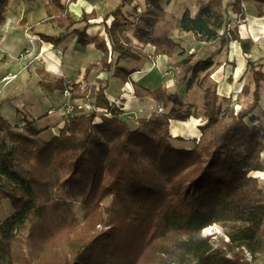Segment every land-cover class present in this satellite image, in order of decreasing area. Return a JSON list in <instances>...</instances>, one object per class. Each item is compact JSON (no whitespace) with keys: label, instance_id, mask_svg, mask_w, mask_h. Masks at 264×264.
<instances>
[{"label":"trees","instance_id":"trees-1","mask_svg":"<svg viewBox=\"0 0 264 264\" xmlns=\"http://www.w3.org/2000/svg\"><path fill=\"white\" fill-rule=\"evenodd\" d=\"M133 1L121 0L105 15V36L88 32L98 26L96 11L77 18L61 0H49L45 12L57 28L72 29L77 44H93L102 54L86 75L107 72L131 83L135 97L170 104L168 111L130 119L109 98L107 81L83 90L74 83L71 100L90 106L74 104L48 140L34 121L25 119L20 132L0 113V138L10 141L0 140V207L9 201L13 209L0 220V264H264V182L254 175L264 172V125L256 116L264 72L250 61L254 42L240 28L247 16L243 4L262 18L264 0H198L195 14L187 9L171 20L163 0H148L143 11L125 10ZM9 2L0 0V27ZM66 33L39 36L60 46ZM234 43L247 57L254 89L252 101L225 122L216 86L204 83ZM174 53V92L155 70L143 82L132 80L142 63ZM39 76L40 87L63 94V79L47 71ZM181 86L204 91L207 122L189 148L174 147L184 139L171 133V121L186 122L196 110ZM248 91L245 85L241 93ZM215 224L225 229L227 242L202 236Z\"/></svg>","mask_w":264,"mask_h":264},{"label":"crops","instance_id":"crops-1","mask_svg":"<svg viewBox=\"0 0 264 264\" xmlns=\"http://www.w3.org/2000/svg\"><path fill=\"white\" fill-rule=\"evenodd\" d=\"M74 1L75 2H73L70 6L71 8L69 7V11L80 18L84 13L83 9H86L88 14L92 13L94 10H96V4L100 5L106 0H82L86 2L91 8L88 9L87 6L80 5L79 15L74 12L72 6L75 3L78 4L81 0ZM48 2L49 0H10L9 5L5 10V22L0 27V113L10 123H21L22 121H24V119L34 121V126L38 130H44L42 136L46 135V140L50 139L54 135L59 134L60 129L65 123L66 116H63L64 110H55V107L52 104L53 100L57 98L56 92H49L39 86L40 76L37 70L47 71L48 73L53 72L51 73L52 75L50 74L52 77L63 79L65 83L75 78L74 72H69L72 73L73 76L69 73H66L65 75V72H63L62 70L64 53H62V51H59L58 48L60 46H53L49 43H45L39 36L42 33L57 36L65 32V29L57 28L55 24L49 21V18L47 17V14L45 12V5ZM195 12L193 14H195ZM252 12L253 11H251V13ZM254 14L255 12L252 13L251 17L257 19V17L253 16ZM258 19L262 20L264 19V17ZM97 28L98 26L92 27L88 31L89 34H98L99 31ZM49 30H55V32L53 31L50 34ZM252 31L251 36L248 35L247 37L250 36V38H252L255 43H264V40H262L264 39V34H262L264 33V31L260 27V25H258V27H255ZM73 35L75 36V34ZM74 43L77 45L76 41ZM61 47L65 48L64 45ZM27 49L30 50L31 55L27 56L26 59H20L21 53ZM37 56L40 57V61L35 60ZM251 58L253 59V57ZM154 59L158 63L159 61H163L164 59L166 60L167 58L166 56H162L160 58L156 57ZM154 59L152 61H154ZM45 61L47 62L46 66H48L49 69H47V67H44V64L46 63ZM148 64L153 65V63H147L144 65V67L137 68L140 70L132 74L131 78L133 81L143 82L148 76H150V73L153 72L154 69ZM236 70L234 69L233 73L232 70H227L226 72L225 69L224 71L225 77L223 74V78L221 79V86L225 83L230 86L229 92H226L225 86L223 87L224 91L222 90V92L224 96H229V94H231L235 90V82L236 80L238 81L240 79L235 77ZM58 73H60L61 75H59ZM103 74L105 73L102 72L100 75L103 76ZM230 76L233 77V82H225V80ZM4 77L11 78L7 85L2 82V79ZM107 80L110 82L108 91L112 89V91L114 92L113 94L116 95L114 96L115 98H111L108 92V96L112 101H117L118 104L123 106L128 113L136 114L137 112L139 113L142 111L140 109L144 108V101H146V98L135 97L134 89L131 83H125L121 79L111 78L110 76L107 77ZM145 82V85L149 84L147 81ZM117 84H119V86L115 88ZM239 87L241 88V85ZM240 90L241 89H239V91ZM68 102L69 101L67 99L63 98V100L58 104L66 106ZM73 103L83 105L87 102L74 100ZM147 106H149V108H155V105H150L149 103ZM53 110L57 113L48 115V112ZM196 113L197 114L194 119H198L197 117L200 116L198 111H196ZM136 115V117H138V114ZM197 121V123L193 122L189 126H187L186 130L185 127L181 125L185 123L171 121V129L176 132L177 135L179 133V136H181L183 139L187 138L185 135H188V133H192L194 137H199L200 131L198 129V126L202 125L204 120L201 117L200 120ZM172 135L173 137L177 136L174 134ZM182 143L187 142L184 141ZM263 160L262 162L264 165ZM254 175L263 176L261 177L263 178V180H261L264 181V172L255 173Z\"/></svg>","mask_w":264,"mask_h":264},{"label":"rangeland","instance_id":"rangeland-1","mask_svg":"<svg viewBox=\"0 0 264 264\" xmlns=\"http://www.w3.org/2000/svg\"><path fill=\"white\" fill-rule=\"evenodd\" d=\"M61 1H62V3L66 4L68 6V9L72 5V3L75 2L74 0H71L70 4H68L67 0H61ZM120 1L121 0H106L105 2H102L100 5H97V4L95 5L96 10H94V11L97 12L98 18L96 20H94L93 22L98 24L97 29L99 31V33H98L99 36H105L104 27L100 23L103 21V18L105 17V15H107L108 13H110L111 11H113L117 7V5L120 3ZM197 1L198 0H163L162 3H163L165 10L167 12V14H166L167 19L171 20L174 17L182 16V14L188 8L192 11V13H194L197 10ZM225 1H228V0H225ZM243 5L246 9L247 16H246V19L244 21L240 22V26H241L240 28H241L242 35L243 36H248V35L251 36V33L253 32L252 30H254L255 27H258V25H260V27L264 31V28H263L264 26L261 23V20L258 19L259 17L257 16V13L253 8L254 6L248 2H245ZM133 7H136L138 9V11H143L146 9V7H148V0H134L131 5H129L125 8V10H132ZM251 11H253L252 13L255 12V14L253 16L257 17V19H254V17H251L252 16ZM83 12H87V10L83 9ZM74 16L77 17L76 15H74ZM111 21H112V18H109L108 23L110 24ZM49 31H50V34L53 31L55 32V30H53V31L49 30ZM68 32L69 33H67V34H68L69 38L67 37L65 42L62 43L65 46V48L61 47V46H63L62 44L58 48L59 51H62V53H64L63 65H62L63 72H65V75H66V73H69L71 71L74 72V74H75V78L71 81L66 82V83H69V82L80 83V86H81L80 89L83 90L87 86L98 87L101 84V82H103V83L107 82L108 81L107 77H109V73L104 72L105 74H103V76H101L100 74L102 72H100V69L93 70L89 75H86V73H87L86 68L89 65V63H91L95 60H100L102 57V54L95 49L93 44H89L88 47H83V46H80L79 44H77L78 45L77 46L74 43L76 41V36L73 35L74 34L73 31L69 30ZM64 33H66V29H65ZM128 34L131 36L132 33L128 32ZM262 34H264V33H262ZM253 42H254V48H253L251 55L249 57L251 58L252 54L255 51L261 52L262 56L260 58L254 59V60L251 58L250 61H252L255 65H261L262 71L264 72V43H262V42L255 43V41H253ZM154 49H155L154 47H150V46L147 47L148 51H154ZM25 51L26 50H24L21 53L20 59H24L28 55H31V53H25ZM174 56H175V58H174ZM157 58H160V57H157ZM166 58H167L166 60L164 59L165 61L164 60L159 61L158 63L156 62L155 59H154V61L142 63L141 67H144V65L147 63H153V65H151V64H148V65L152 66V68L155 71H157V74H159L160 76L163 77V79L165 81V86L169 89V91L174 92L177 89L176 84L179 81V78H176V65H175L179 61V58H177V53H174V55L169 56V57L166 56ZM241 60H242V64H240ZM36 61H39V60H36ZM46 65H47V62L44 64V67H47V69H49L48 66H46ZM239 67H241V75L238 77L240 79L238 81L236 80V82H235V90L231 94H229V96H224L223 92L221 91V79L223 78V74L225 77V73H224L225 69H226V72H227V70H229V71L232 70V73H233L234 69L236 70ZM37 72L39 74L40 70H37ZM51 73H53V72H49V74H51ZM58 74L61 75L60 73H58ZM69 74H71L73 76L72 73H69ZM98 76H100V77H98ZM71 78H68V79H71ZM226 81L233 82V77L230 76L229 78H227L225 80V82ZM2 82H3V80H2ZM204 85L216 86L218 94L221 97L222 111H221L220 117L225 122L231 121L232 116H234L237 112H239L243 107H245L248 103H250L252 101V92L254 89V83L252 81L250 72L248 70L247 57H245L242 54L238 44L234 43L232 45V48L230 50L229 55L226 53V51H224L220 56L217 57L216 64L214 66V70L211 73V75L209 76V78L207 79V81L204 83ZM240 85H241V88L239 87ZM245 85L249 89L248 93H246V94L241 93L242 89ZM118 86H119V84H117L115 86V88H117ZM239 89H241V90L239 91ZM108 92H109L111 98H115L114 96H116V95L113 94L114 92L112 91V89L109 90ZM179 92L182 94L184 101L188 105L195 106L194 108H196V110L194 112V109H193L192 112L194 113V116L191 117L188 121H186V122L177 121V122L185 123V124H181V125L183 127H185V130H186L187 126H189L193 122L197 123L198 122L197 120H200V118L202 117L204 120L202 125H204L207 122V119L204 116V108H203L204 91H203V89H200L199 87H195V86L192 89H186L185 86H181L179 88ZM56 95H57V98L55 100H53V102H52V104L55 107V110H60V111L65 110V105L58 104V103H60L63 100V98L64 99H66V98L63 96V94L61 92H58V91L56 92ZM141 98H146V101H144L145 102L144 108L140 109L142 111L139 113L138 112L136 113V114H138V117H137L138 119H151L153 116L165 114V112L168 111V108L170 106V104H168L166 106L160 105L157 101H155L151 97H141ZM71 103L74 105L72 100H71ZM148 103L150 105L151 104L155 105V108L154 109L149 108V106H147ZM56 104H58V105H56ZM86 104H88V105H84V104L82 105L81 104V107L82 106H86V107L90 106V104L88 102ZM261 108H262L261 110L256 111V116H258L261 119V122L263 123L262 125H264V84H263L262 89H261ZM196 111H198L200 114V116L197 117L198 119H194L196 114H197ZM55 113H57V112L53 110V113L49 114V112H48V115H53ZM129 114H134V113H129ZM136 114H134V115H136ZM63 116H66L65 111L63 113ZM9 118H11V117H9ZM172 122H170V125ZM247 122H248V124L252 125V123L249 119H247ZM10 124L12 127L17 128L18 131H20V132L23 131L22 126L24 125V121H22L21 123L12 122ZM254 124H258V122L253 123V125ZM202 125L198 126V129L200 131V136H201L200 127ZM171 133L174 135H177L176 132H174L172 129H171ZM45 136L46 135H44L42 137L45 139ZM178 136H179V133L175 137H178ZM185 136L187 138L184 139V141H186L188 144L182 143V142H176V143L173 142V143H175V144H173V146L176 148H189V146L192 145V139L200 137V136L194 137V135L192 133H188V135H185ZM0 140L6 141L7 143H10L9 139L5 135H1ZM263 158H264V153H262V155H261V160H263ZM258 177L261 178L263 176H258ZM261 179L263 180V178H261ZM110 202H111L110 198L105 199L104 206H108L110 204ZM73 207H74V210L77 214V217L79 218V220H81L83 212H82V207L80 206V202L79 201L74 202ZM12 211H13V209H12L10 202L4 201L3 205L0 207V220L6 219L12 213ZM225 235H226L225 229L222 228L220 225H216V224L212 225L210 227H207L206 230L202 232V236L211 237L213 241H218L220 238H223L225 240V242H227L228 239L226 238ZM246 256L249 260H251L252 256L250 254L247 253ZM228 257L231 258V256H228Z\"/></svg>","mask_w":264,"mask_h":264},{"label":"built area","instance_id":"built-area-1","mask_svg":"<svg viewBox=\"0 0 264 264\" xmlns=\"http://www.w3.org/2000/svg\"><path fill=\"white\" fill-rule=\"evenodd\" d=\"M70 2H71V0H67V3L68 4H70ZM26 53H30V50L29 49H27L26 51H25ZM28 56H30V55H28ZM27 57H25L24 59H26ZM39 56H37L35 59L36 60H39ZM40 61V60H39ZM13 78V77H12ZM3 82L7 85L8 83H9V81L11 80V78H9V77H4L3 79ZM73 88H74V83H71V82H69V83H67V85H66V88L64 89V91H63V96L69 101L67 104H66V106H65V114H66V116L68 115V114H70L72 111H73V109H74V105L71 103V93H72V91H73ZM53 113V111H49V114H52ZM128 117L130 118V119H137V117H136V115H134V114H128ZM206 230V228L203 230V231H205ZM202 231V232H203Z\"/></svg>","mask_w":264,"mask_h":264},{"label":"bare ground","instance_id":"bare-ground-1","mask_svg":"<svg viewBox=\"0 0 264 264\" xmlns=\"http://www.w3.org/2000/svg\"><path fill=\"white\" fill-rule=\"evenodd\" d=\"M80 5H82V6H87V8L88 9H90L91 7L86 3V2H84V1H79V3L78 4H74L73 6H72V9L74 10V12L75 13H77L78 15L80 14V9H79V7H80ZM9 21H10V19H9ZM261 23L263 24V26H264V19H262L261 20ZM8 24H9V22H8ZM7 24V25H8ZM264 28V27H263ZM262 40H264V39H262ZM261 40V41H262ZM262 55H261V52H258V51H255L253 54H252V57H253V59H256V58H260ZM240 64H242V60L240 61ZM241 75V67H239L237 70H236V72H235V77L236 78H238L239 76ZM226 87V92H229V90H230V86L228 85V84H224V85H222L221 86V91L223 90V87ZM224 91V90H223Z\"/></svg>","mask_w":264,"mask_h":264}]
</instances>
